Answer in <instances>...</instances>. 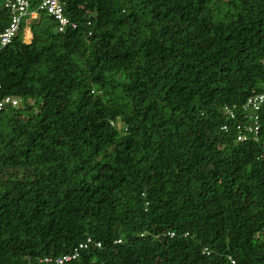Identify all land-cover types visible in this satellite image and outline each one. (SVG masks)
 <instances>
[{
  "label": "trees",
  "instance_id": "1",
  "mask_svg": "<svg viewBox=\"0 0 264 264\" xmlns=\"http://www.w3.org/2000/svg\"><path fill=\"white\" fill-rule=\"evenodd\" d=\"M39 1L0 50V264H264V0Z\"/></svg>",
  "mask_w": 264,
  "mask_h": 264
},
{
  "label": "built area",
  "instance_id": "2",
  "mask_svg": "<svg viewBox=\"0 0 264 264\" xmlns=\"http://www.w3.org/2000/svg\"><path fill=\"white\" fill-rule=\"evenodd\" d=\"M5 6L10 9L11 11V21L8 23V25L4 28V30L0 33V50L9 45L15 36V34L18 32L21 22L23 21V17L27 15L28 8H29V0H6ZM46 12L47 14L53 16L58 22H59V31H63L67 25L71 26L73 29L76 28V25L74 23L69 22V20L64 16V10H63V4L60 3V0H40L38 7L35 12H32L30 15L32 18H36V12ZM8 97L4 99V102H12L15 104L17 100L15 98ZM264 102V94H259L256 96H253L249 98L246 102V106H252L253 110H258L260 108V105ZM1 105V104H0ZM236 105L232 104L231 107L228 105H225L223 107V111L229 112L231 115L233 112L231 111V108H235ZM253 130L257 132L259 130V125L257 121L253 125ZM244 137H239V140H243ZM173 236V234H171ZM91 243V239L88 238L84 243H80L79 246L74 249V253L71 255H65L61 258H57L55 260L56 264H64L66 262H69L71 260L76 259L80 255V250H86ZM97 247H100L101 245L99 243L96 244ZM45 262H50L49 259H45ZM232 263H234L233 260H231Z\"/></svg>",
  "mask_w": 264,
  "mask_h": 264
},
{
  "label": "rangeland",
  "instance_id": "3",
  "mask_svg": "<svg viewBox=\"0 0 264 264\" xmlns=\"http://www.w3.org/2000/svg\"><path fill=\"white\" fill-rule=\"evenodd\" d=\"M26 19L28 20V18L26 17ZM29 21H27L28 23ZM29 26H26L24 29H23V38H24V41L25 42H28L29 38L28 35H29Z\"/></svg>",
  "mask_w": 264,
  "mask_h": 264
},
{
  "label": "clouds",
  "instance_id": "4",
  "mask_svg": "<svg viewBox=\"0 0 264 264\" xmlns=\"http://www.w3.org/2000/svg\"><path fill=\"white\" fill-rule=\"evenodd\" d=\"M29 33H30V34H29L28 37H30V38H29L28 42H30V41H31V38H32V34H31L30 30H29ZM12 98H14V97H12ZM16 99H17V98H16ZM17 100H18V99H17ZM170 235H171V234H170ZM173 236H174V235H173ZM173 236H171V237H173ZM203 251H204V253H206V255L209 254V253H208V250H207L206 248H204Z\"/></svg>",
  "mask_w": 264,
  "mask_h": 264
},
{
  "label": "bare ground",
  "instance_id": "5",
  "mask_svg": "<svg viewBox=\"0 0 264 264\" xmlns=\"http://www.w3.org/2000/svg\"><path fill=\"white\" fill-rule=\"evenodd\" d=\"M30 34V33H29Z\"/></svg>",
  "mask_w": 264,
  "mask_h": 264
}]
</instances>
